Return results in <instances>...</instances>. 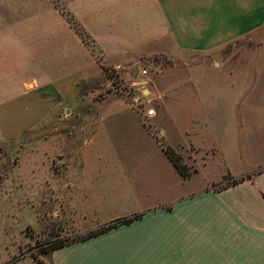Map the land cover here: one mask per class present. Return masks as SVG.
<instances>
[{"label": "crops", "instance_id": "0c3cea01", "mask_svg": "<svg viewBox=\"0 0 264 264\" xmlns=\"http://www.w3.org/2000/svg\"><path fill=\"white\" fill-rule=\"evenodd\" d=\"M263 27L264 0H0V136L23 139L26 152H45L53 138L71 146L75 141L70 155L79 156V164L55 171L58 179L50 187L79 234L142 213L131 223L52 250L47 264H264V171L242 167L236 173L250 177L190 197L191 180L179 173L140 115L109 90L108 73L121 65V77L143 83L156 110L153 118L162 123L161 136L181 148L190 143L188 124L198 120V113L187 111L184 122L173 111L182 103L181 89L187 92L196 72L204 70L247 75V84L232 90L257 91L264 37L254 34ZM239 40L253 48L232 53L230 64L217 61L215 70L189 69L182 84L167 78V69L166 78L157 79L144 66L154 57L182 61ZM141 68L147 76L137 73ZM98 93L104 95L95 99ZM126 111L139 123L134 136L140 149L110 164L94 163L104 152L97 147V124ZM171 118L179 127H170ZM84 125L94 127L80 143ZM151 143L154 150L143 149ZM63 145L51 156L68 158ZM227 195L228 206L221 201Z\"/></svg>", "mask_w": 264, "mask_h": 264}, {"label": "rangeland", "instance_id": "374dc122", "mask_svg": "<svg viewBox=\"0 0 264 264\" xmlns=\"http://www.w3.org/2000/svg\"><path fill=\"white\" fill-rule=\"evenodd\" d=\"M82 36L93 46L88 37L84 34ZM254 36L264 37V27ZM252 48V44L239 40L208 54L190 53L182 61L154 57L151 62H145L144 66L157 79L166 78L167 73L164 75V70L167 69L170 75L167 78L182 84L189 79V69L206 66L215 70L217 61L224 58L230 64L233 61L232 53L243 54ZM242 62L246 65V61ZM260 70L261 76L256 83L259 89L253 93L241 89L238 91L236 88L232 90V86L241 88L246 85L247 75L197 71L194 85L189 83L185 93L181 89L182 103L173 108L176 114L184 116V122L188 118L187 111L198 113L199 121H191L186 128L190 143H184L181 148H174L161 136L163 126L157 117L144 119L140 116L158 141L175 149L192 172L189 177H185L191 180L190 197L204 192L216 193L231 184L233 179L241 178L236 172L242 171V167H256L254 174L264 167V66ZM129 71H135V68ZM108 73L110 74L109 70ZM124 76L127 80L128 76ZM111 79L109 90L119 93L115 89L112 76ZM144 93L150 101L148 93ZM103 95L104 93H98L95 99H100ZM120 95L125 101L123 95ZM184 102L187 104H183ZM200 103L207 105L204 110L199 106ZM204 111L207 112L206 115ZM248 111L255 114L247 116ZM97 113L96 109L95 114ZM136 120L127 111L117 119L100 120V125L97 124L100 127L97 147L104 152L102 157L95 158L94 163L100 166L110 164L128 151L140 149L134 136L139 131ZM169 124L171 128L179 127L176 121L173 122V118ZM84 126V132L78 138L80 143L93 125ZM7 136L8 138L0 136V264H47L46 260L52 251L49 249L54 242L80 235L72 228L69 212H63L56 204L54 189L50 187L58 179V172L55 171L70 162L74 166L79 164V156L70 155L75 141L71 146L70 141L65 143L53 138L47 141L48 150L45 152H26L22 147L23 139L15 138L12 133ZM60 142L64 144L68 158L51 156L60 148ZM142 147L149 150L156 148L152 143ZM231 200L230 195L221 198L226 206Z\"/></svg>", "mask_w": 264, "mask_h": 264}, {"label": "trees", "instance_id": "16d2710c", "mask_svg": "<svg viewBox=\"0 0 264 264\" xmlns=\"http://www.w3.org/2000/svg\"><path fill=\"white\" fill-rule=\"evenodd\" d=\"M70 21L72 22V24H74V26L78 29V31L80 32V34H85L84 30L77 24V22L74 20V18L70 17ZM164 151L166 152V154L168 155V157L171 159V161L173 162L174 166L176 167V169L179 171V173L183 176V177H189L192 172L190 171V169L188 168V166L183 162L182 156L176 152L175 149H173L170 146H164ZM264 171V167L261 168L260 170H258V173H261ZM248 177H250L251 175H247ZM247 176L241 177L239 179H233V181L231 182V184L224 186L222 189L230 186V185H235L238 184L239 182H241L242 180L246 179ZM142 217V213H137L128 217H124V218H120L116 221L110 222L108 224L102 225L96 229H92L87 231L85 234H80V235H76L75 237L69 238L67 240H61L58 242H54L49 251L54 250V249H58L60 247H63L65 245H69L72 243H76V242H80V241H84L87 240L93 236L99 235L101 233H104L114 227H117L121 224H126V223H131L136 219H139Z\"/></svg>", "mask_w": 264, "mask_h": 264}, {"label": "built area", "instance_id": "2783aa9c", "mask_svg": "<svg viewBox=\"0 0 264 264\" xmlns=\"http://www.w3.org/2000/svg\"><path fill=\"white\" fill-rule=\"evenodd\" d=\"M122 70L121 65L109 69L116 91L122 94L130 107L144 119L153 118L156 115V110L150 106V102L141 87L143 83L137 79L125 80L124 77L120 76ZM137 73L142 76L148 75L145 68L138 69ZM133 75L135 76V73Z\"/></svg>", "mask_w": 264, "mask_h": 264}]
</instances>
